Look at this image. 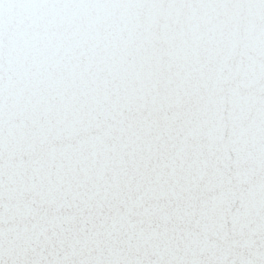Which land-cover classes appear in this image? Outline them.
Returning <instances> with one entry per match:
<instances>
[{
	"label": "snow or ice",
	"instance_id": "1",
	"mask_svg": "<svg viewBox=\"0 0 264 264\" xmlns=\"http://www.w3.org/2000/svg\"><path fill=\"white\" fill-rule=\"evenodd\" d=\"M0 264H264V0H0Z\"/></svg>",
	"mask_w": 264,
	"mask_h": 264
}]
</instances>
